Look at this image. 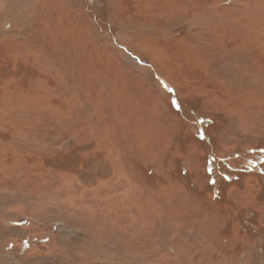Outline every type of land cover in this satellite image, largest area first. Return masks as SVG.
Wrapping results in <instances>:
<instances>
[{"label": "rangeland", "instance_id": "374dc122", "mask_svg": "<svg viewBox=\"0 0 264 264\" xmlns=\"http://www.w3.org/2000/svg\"><path fill=\"white\" fill-rule=\"evenodd\" d=\"M0 264H264V0H0Z\"/></svg>", "mask_w": 264, "mask_h": 264}]
</instances>
